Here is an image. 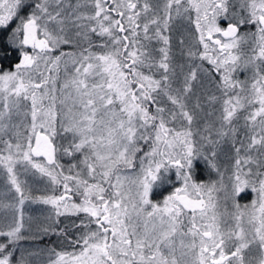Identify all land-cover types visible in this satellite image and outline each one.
<instances>
[{
  "label": "snow or ice",
  "instance_id": "1",
  "mask_svg": "<svg viewBox=\"0 0 264 264\" xmlns=\"http://www.w3.org/2000/svg\"><path fill=\"white\" fill-rule=\"evenodd\" d=\"M0 264H264V0H0Z\"/></svg>",
  "mask_w": 264,
  "mask_h": 264
},
{
  "label": "rangeland",
  "instance_id": "2",
  "mask_svg": "<svg viewBox=\"0 0 264 264\" xmlns=\"http://www.w3.org/2000/svg\"><path fill=\"white\" fill-rule=\"evenodd\" d=\"M11 58V57H10ZM5 63H7V61H5ZM203 170V169H202ZM204 171V170H203ZM205 175V173H203ZM242 200L241 202L243 203V199L245 198H250L249 196L247 195H243L242 194ZM28 211H29V214L33 215V216H40L41 213L43 212V206H40V205H31L29 208H28ZM41 247H44L42 245H40ZM24 247H29V242H24Z\"/></svg>",
  "mask_w": 264,
  "mask_h": 264
},
{
  "label": "trees",
  "instance_id": "3",
  "mask_svg": "<svg viewBox=\"0 0 264 264\" xmlns=\"http://www.w3.org/2000/svg\"><path fill=\"white\" fill-rule=\"evenodd\" d=\"M202 169H203V165L201 164V165L198 166V171L200 172L201 175H204V174H203L204 171H203ZM242 198H243V197L241 196V200H242ZM247 200H248V198L243 199L244 202H246ZM45 243H47V241L44 242V243H41V245H42V246H45Z\"/></svg>",
  "mask_w": 264,
  "mask_h": 264
}]
</instances>
